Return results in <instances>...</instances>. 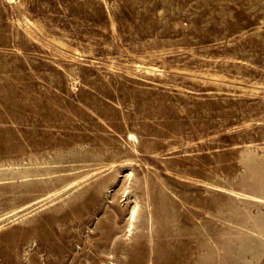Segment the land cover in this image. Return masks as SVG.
<instances>
[{"label":"rangeland","instance_id":"1","mask_svg":"<svg viewBox=\"0 0 264 264\" xmlns=\"http://www.w3.org/2000/svg\"><path fill=\"white\" fill-rule=\"evenodd\" d=\"M263 84L264 0H0V264H264Z\"/></svg>","mask_w":264,"mask_h":264},{"label":"bare ground","instance_id":"2","mask_svg":"<svg viewBox=\"0 0 264 264\" xmlns=\"http://www.w3.org/2000/svg\"><path fill=\"white\" fill-rule=\"evenodd\" d=\"M28 22V21H27ZM30 23V22H29ZM31 24V23H30ZM31 29V28H30ZM55 42H58V41H55ZM62 44V43H61ZM60 45V44H59ZM61 46V45H60ZM65 46V45H64ZM69 49V48H68ZM67 49V50H68ZM75 52L77 51L76 49L74 50ZM62 52V51H61ZM81 52V51H80ZM79 52V53H80ZM109 65V64H108ZM134 67H136V66H134ZM139 67H141V68H145L147 71H149V70H155V69H157L154 65H149V66H144V64L141 66V64H139ZM135 69V68H134ZM137 69V68H136ZM159 70V69H158ZM210 74H208V76H209ZM217 77V76H216ZM212 79V78H211ZM262 84V83H261ZM258 85V84H257ZM263 86H264V84H263ZM255 89V88H254ZM249 90H251V89H249ZM253 91V90H252ZM258 91V90H257ZM253 194V193H252ZM250 197V196H249ZM253 197V196H252ZM260 197V196H259ZM257 198V197H256ZM259 199V198H258ZM261 199V198H260Z\"/></svg>","mask_w":264,"mask_h":264}]
</instances>
